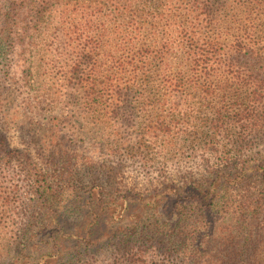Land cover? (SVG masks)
Segmentation results:
<instances>
[{"label":"rangeland","instance_id":"rangeland-1","mask_svg":"<svg viewBox=\"0 0 264 264\" xmlns=\"http://www.w3.org/2000/svg\"><path fill=\"white\" fill-rule=\"evenodd\" d=\"M9 1L0 0V141L7 147L0 151V264H126L116 240L78 250L69 241L62 258L42 229L55 218L48 206L76 220L70 201L91 183L122 201L182 187L222 154L247 167L264 159V123L230 118L249 119L258 105L264 83L249 69L262 62L264 73V59L227 60L238 45L264 55V0H215L210 9L198 0H57L43 23L20 15L5 27ZM143 14L153 27L143 26L145 37L135 21ZM191 34L221 42V56L195 63L178 47ZM138 38L159 53L145 71L128 65L115 82L107 67ZM87 45L110 60L97 70L98 86L84 91L69 71L86 55L76 49ZM112 85L115 101L105 96ZM43 192L55 193L53 204L41 201Z\"/></svg>","mask_w":264,"mask_h":264},{"label":"trees","instance_id":"trees-1","mask_svg":"<svg viewBox=\"0 0 264 264\" xmlns=\"http://www.w3.org/2000/svg\"><path fill=\"white\" fill-rule=\"evenodd\" d=\"M20 1V7L15 1H9V12L3 13L5 27L20 15L27 18L34 15L37 22L43 23L57 4V0ZM198 1L209 9L215 5V0ZM122 9L125 12L127 5ZM135 21L142 37H145L143 26L144 30H153L147 14L138 16ZM141 40L138 38L137 43L123 44L118 64L111 60L106 74L116 71L115 82L122 77L128 65H132L135 73L145 71L149 60L159 53L141 44ZM178 47L186 49L196 63L221 56L223 45L210 37L196 38L191 34L183 35ZM228 51L230 56L227 60H231V54L243 60L253 54L257 59H264L259 46L250 48L238 45L233 51ZM82 52L86 55L69 71L72 72L69 78L87 91L98 86L96 79L100 74H97V70L110 59L106 54H100L98 45L76 49L75 54ZM261 63L254 62L249 70L257 81L264 83V73L260 72L262 68L257 67ZM84 70H88V73L82 74ZM110 87L113 91L106 87L105 96L115 101L120 92L115 93L114 86ZM263 90L260 89L255 95L258 105L250 107L249 119H244L243 113L239 112L230 118L237 123L248 120L252 125L255 121L264 123ZM6 149L0 141V151ZM183 184L182 187L168 185L165 194L157 191L142 196L127 194L119 201L105 197L102 187L91 183V191L84 194L75 191L77 196L70 201L69 210L76 209L78 219L60 217L58 211L48 206L55 216L41 223L43 232L49 238L54 235L53 244L48 245L53 249L58 248L63 258L62 254L66 255L70 250L69 241L78 250L79 246L89 249L116 240V248L122 253L126 264H148L150 257L158 259L154 264H264V159L247 167L235 157L222 154L218 165L214 164L207 173L196 179L190 178ZM44 188L39 186L37 191L41 193ZM53 196L55 193L43 192L40 198L43 203L51 205ZM79 216L82 217L80 220Z\"/></svg>","mask_w":264,"mask_h":264}]
</instances>
